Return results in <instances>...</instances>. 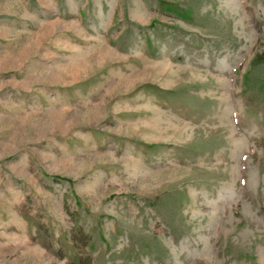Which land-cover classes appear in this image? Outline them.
<instances>
[{
    "label": "rangeland",
    "instance_id": "obj_1",
    "mask_svg": "<svg viewBox=\"0 0 264 264\" xmlns=\"http://www.w3.org/2000/svg\"><path fill=\"white\" fill-rule=\"evenodd\" d=\"M0 0V264H264V0Z\"/></svg>",
    "mask_w": 264,
    "mask_h": 264
},
{
    "label": "trees",
    "instance_id": "obj_2",
    "mask_svg": "<svg viewBox=\"0 0 264 264\" xmlns=\"http://www.w3.org/2000/svg\"><path fill=\"white\" fill-rule=\"evenodd\" d=\"M158 1H159L160 5L162 6V8H165V9L171 8L172 10L174 9V10L180 12V9L174 8V6L167 5L166 2H164L163 0H158Z\"/></svg>",
    "mask_w": 264,
    "mask_h": 264
}]
</instances>
